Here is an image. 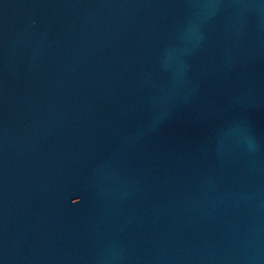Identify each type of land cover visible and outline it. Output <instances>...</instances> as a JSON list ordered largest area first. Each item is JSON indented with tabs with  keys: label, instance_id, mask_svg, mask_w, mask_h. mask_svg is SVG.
<instances>
[{
	"label": "water",
	"instance_id": "1",
	"mask_svg": "<svg viewBox=\"0 0 264 264\" xmlns=\"http://www.w3.org/2000/svg\"><path fill=\"white\" fill-rule=\"evenodd\" d=\"M0 264H264V0H0Z\"/></svg>",
	"mask_w": 264,
	"mask_h": 264
}]
</instances>
